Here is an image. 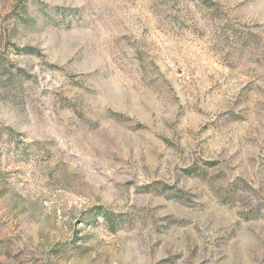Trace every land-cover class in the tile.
<instances>
[{
  "label": "rangeland",
  "instance_id": "374dc122",
  "mask_svg": "<svg viewBox=\"0 0 264 264\" xmlns=\"http://www.w3.org/2000/svg\"><path fill=\"white\" fill-rule=\"evenodd\" d=\"M0 264H264V0H0Z\"/></svg>",
  "mask_w": 264,
  "mask_h": 264
}]
</instances>
